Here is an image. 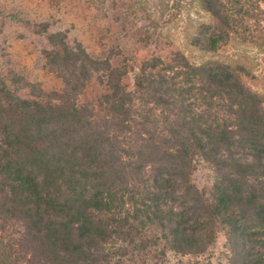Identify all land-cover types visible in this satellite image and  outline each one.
<instances>
[{
	"label": "trees",
	"instance_id": "trees-1",
	"mask_svg": "<svg viewBox=\"0 0 264 264\" xmlns=\"http://www.w3.org/2000/svg\"><path fill=\"white\" fill-rule=\"evenodd\" d=\"M55 52L61 91L0 80V264H187L221 238L228 264H264V109L235 72L175 52L130 81L127 60Z\"/></svg>",
	"mask_w": 264,
	"mask_h": 264
},
{
	"label": "rangeland",
	"instance_id": "rangeland-1",
	"mask_svg": "<svg viewBox=\"0 0 264 264\" xmlns=\"http://www.w3.org/2000/svg\"><path fill=\"white\" fill-rule=\"evenodd\" d=\"M202 34L225 40L208 50L198 42ZM64 43L94 58L112 55L116 67L127 60L134 65L130 81L150 59L175 52L194 65H226L264 109V0H0V80L7 88L61 91L67 64L55 51ZM203 166L195 181L209 190L220 178L213 166ZM189 259L228 264L225 239Z\"/></svg>",
	"mask_w": 264,
	"mask_h": 264
}]
</instances>
